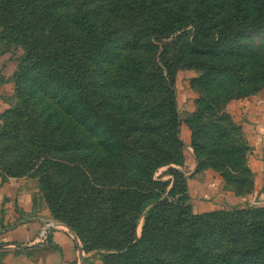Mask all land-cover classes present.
Masks as SVG:
<instances>
[{
	"label": "trees",
	"instance_id": "16d2710c",
	"mask_svg": "<svg viewBox=\"0 0 264 264\" xmlns=\"http://www.w3.org/2000/svg\"><path fill=\"white\" fill-rule=\"evenodd\" d=\"M262 34L264 0H0V39L23 47L0 170L37 176L107 264H264V207L195 214L180 169L156 178L185 161L176 68L191 65L196 170L246 185L247 139L224 107L264 87Z\"/></svg>",
	"mask_w": 264,
	"mask_h": 264
},
{
	"label": "crops",
	"instance_id": "0c3cea01",
	"mask_svg": "<svg viewBox=\"0 0 264 264\" xmlns=\"http://www.w3.org/2000/svg\"><path fill=\"white\" fill-rule=\"evenodd\" d=\"M6 85L12 86V82L2 87L10 90ZM224 108L242 127L251 145L249 165L255 176V190L249 197L255 195L261 199L257 202H264V87L246 97L229 100ZM193 111L191 108L189 112ZM181 138L185 143V161L178 167L185 175H192L198 159L191 143V130L184 119ZM200 178L205 182L203 192L215 194V200L227 205L243 203L248 197L224 190L223 179L214 169L205 170ZM193 180L200 182L198 174ZM29 182L16 177L4 180L0 175V264H102L95 252L84 250L75 231L64 223L46 242L39 240L44 222L52 215L37 188H31Z\"/></svg>",
	"mask_w": 264,
	"mask_h": 264
},
{
	"label": "rangeland",
	"instance_id": "374dc122",
	"mask_svg": "<svg viewBox=\"0 0 264 264\" xmlns=\"http://www.w3.org/2000/svg\"><path fill=\"white\" fill-rule=\"evenodd\" d=\"M250 40L254 43L260 44L264 41V34L255 36L254 38H251ZM22 53H23V47L21 45L15 44L10 48L9 46H7L6 41H3L0 39V132H1V125L3 124V119H2L3 115L6 113L7 110L11 109L18 101V97L16 96V84L14 80V74L18 66L19 57L22 55ZM200 74H201V69L197 67H193L191 65H181L176 68V89H177V95H178V107H179V112H180L182 120L183 119L185 120L190 115L189 111L191 108H194V111L197 109V101H198V98L200 97V90L196 86H193L192 80L198 78ZM6 82H12V86L6 85V87H11L10 90L7 88H2ZM4 89L6 90V93L2 94L1 92H4ZM1 100L5 103H3ZM233 124L239 125L235 121H233ZM247 143H248V151L246 154V160H247L246 164L251 169L249 165V155L251 151V145L248 140H247ZM203 161H205V158H203ZM179 165L171 164V165H167V166H163L159 168V170L156 173V178L162 181L172 180L173 175L171 174V172L175 168L180 169L178 167ZM208 169H213V168H210L209 166H206V165L204 166L202 165L192 175L184 174L185 179L187 180V183H188L187 203L190 204L192 213L199 214V213L208 212L212 210H218V209L233 210L235 207L247 206V205H251L254 207H264V202H257L258 200L261 201L259 197H255V195L252 197V199L249 197V195H253L254 190H255V176H254L252 169H251L252 175H250V177H247V176L240 177V179L243 178L247 180L246 185L241 186V187H239L237 183L227 180L226 178L223 177V175L218 170L214 169L215 171H217L218 174L221 175L223 179V189L224 190L231 191L236 196L237 195H244V197L248 196L246 199L244 198L245 200L243 201V203L242 202L237 203V204L232 203V205H231V202H230V205H227L225 204V202L215 200L216 198L215 194L211 196L203 192L202 188L205 186L204 185L205 182H204V179H201L200 177L201 176L203 177L205 175V170H208ZM196 174H198L200 182L193 180ZM0 175L2 176L4 180H7L11 177L28 179V181H30L29 183L31 184V188H34V189L37 188L36 191L42 196L46 205L50 209L51 215H52L51 218H54L60 221L61 223H63L61 219L55 216V212L53 208L50 206V204L48 203V200L43 191L41 182L37 176H32L30 174L23 175V176H12V175H8L2 170H0ZM234 175H238V174H234ZM172 183L173 182L171 181L168 189L172 186ZM143 225H144V222L141 221L138 227L139 234L142 233ZM84 250L88 253L95 252V255L96 256L98 255L102 264H107L108 260L104 258L105 255L107 254V251L101 248H92V249L84 248Z\"/></svg>",
	"mask_w": 264,
	"mask_h": 264
},
{
	"label": "built area",
	"instance_id": "2783aa9c",
	"mask_svg": "<svg viewBox=\"0 0 264 264\" xmlns=\"http://www.w3.org/2000/svg\"><path fill=\"white\" fill-rule=\"evenodd\" d=\"M61 225L62 223L54 218L47 219L40 230L39 240L41 242H46L49 239L51 233Z\"/></svg>",
	"mask_w": 264,
	"mask_h": 264
}]
</instances>
